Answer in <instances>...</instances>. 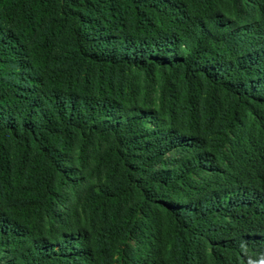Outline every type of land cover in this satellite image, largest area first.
<instances>
[{"label":"trees","instance_id":"obj_1","mask_svg":"<svg viewBox=\"0 0 264 264\" xmlns=\"http://www.w3.org/2000/svg\"><path fill=\"white\" fill-rule=\"evenodd\" d=\"M0 264H264V0H0Z\"/></svg>","mask_w":264,"mask_h":264}]
</instances>
